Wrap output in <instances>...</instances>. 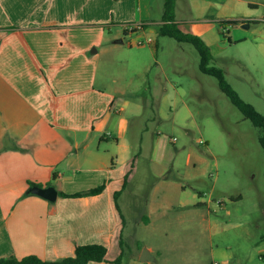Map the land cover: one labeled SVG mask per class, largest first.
<instances>
[{
  "label": "crops",
  "instance_id": "obj_1",
  "mask_svg": "<svg viewBox=\"0 0 264 264\" xmlns=\"http://www.w3.org/2000/svg\"><path fill=\"white\" fill-rule=\"evenodd\" d=\"M242 1L252 8L257 5V0H188V4L197 17L221 19L224 9H234ZM153 3L0 0V257L36 255L53 260L72 255L76 244L86 243L107 248L105 260L87 264H111L109 260L119 253L131 199L126 188L133 144L125 136L124 112L129 100L121 96L127 89L115 86L117 78L100 72L99 65L105 54L121 47L125 36L129 46L137 45V37L154 38ZM138 21L144 22L143 31L125 32L124 25ZM202 34L212 53L222 46L220 39ZM154 45L153 40L151 53ZM30 182L53 184L56 199L32 193ZM102 183L96 194H58ZM155 188L156 200L146 204L142 218L149 220L156 212L159 232L172 211L207 218L200 210L201 204L209 207L202 189L196 195L180 181L165 177ZM115 191H119L118 208ZM144 248L151 255L152 248ZM157 254L162 256L160 248ZM229 256L220 253L225 260Z\"/></svg>",
  "mask_w": 264,
  "mask_h": 264
},
{
  "label": "rangeland",
  "instance_id": "obj_2",
  "mask_svg": "<svg viewBox=\"0 0 264 264\" xmlns=\"http://www.w3.org/2000/svg\"><path fill=\"white\" fill-rule=\"evenodd\" d=\"M250 6L242 1L224 9L221 19H204L188 0H175V22L184 32L203 29L196 34L220 39L210 65L220 67L240 97L264 115V0ZM162 11L163 0H154V53L148 49L153 40L134 49L139 45L129 46L125 36L99 65L100 72L117 78L115 86L127 89L121 96L129 100L124 112L125 136L133 144L126 188L131 199L118 264H264L261 129L220 90L214 76L199 70V54L190 42L159 33ZM198 174L199 181L194 179ZM163 177L180 181L196 195L202 189L209 207L201 204L200 210L207 218L172 211L168 223L159 227L162 232L156 212L149 220L142 218ZM148 246L151 257L141 260ZM220 253L230 256L225 260Z\"/></svg>",
  "mask_w": 264,
  "mask_h": 264
},
{
  "label": "trees",
  "instance_id": "obj_3",
  "mask_svg": "<svg viewBox=\"0 0 264 264\" xmlns=\"http://www.w3.org/2000/svg\"><path fill=\"white\" fill-rule=\"evenodd\" d=\"M174 8L175 0H163V11L161 15L162 21L158 28L159 33L171 36L177 41L190 42L196 48L199 54V70L203 73L214 76L217 79L220 90L227 95L229 100L242 112L244 117L250 119L254 125L258 126L261 129L259 142L264 149V115L261 114L251 103L246 102L240 97V95L226 81L223 70L220 67L210 65V61L213 59L210 47L197 34L184 32L180 29V27L175 22ZM225 21L228 23H236L238 20L228 19ZM253 22H259V20H253ZM29 184L31 186L34 185V183L32 182H30ZM103 187L104 183L83 191L74 193H65L60 191L58 194L67 197L96 194L99 193L103 189ZM118 194L119 191H115L114 199L117 208ZM106 252L107 248L102 243L76 244L74 253L72 255L65 256L59 259H43L36 255H26L21 258H17L11 255L0 257V264H87L89 261L105 260ZM120 259L121 255H118L113 260L114 264H118Z\"/></svg>",
  "mask_w": 264,
  "mask_h": 264
},
{
  "label": "water",
  "instance_id": "obj_4",
  "mask_svg": "<svg viewBox=\"0 0 264 264\" xmlns=\"http://www.w3.org/2000/svg\"><path fill=\"white\" fill-rule=\"evenodd\" d=\"M29 190L32 193H35L49 201H54L57 197V189L53 184H48L47 186H40V185H32ZM151 257L149 252L147 251L146 248H143L141 254H140V259L141 260H147Z\"/></svg>",
  "mask_w": 264,
  "mask_h": 264
},
{
  "label": "built area",
  "instance_id": "obj_5",
  "mask_svg": "<svg viewBox=\"0 0 264 264\" xmlns=\"http://www.w3.org/2000/svg\"><path fill=\"white\" fill-rule=\"evenodd\" d=\"M145 28V24L144 22L138 21V22H134V23H129L124 25V30L125 32H130V33H136V32H141L143 31ZM153 40L152 37L148 36V37H137L134 40V43L137 45H142L144 43H148L151 42ZM133 42V41H132ZM201 142V140H200ZM221 203V201H219Z\"/></svg>",
  "mask_w": 264,
  "mask_h": 264
}]
</instances>
